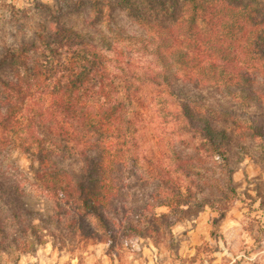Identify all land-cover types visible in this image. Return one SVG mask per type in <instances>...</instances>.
I'll use <instances>...</instances> for the list:
<instances>
[{
    "label": "trees",
    "instance_id": "obj_1",
    "mask_svg": "<svg viewBox=\"0 0 264 264\" xmlns=\"http://www.w3.org/2000/svg\"><path fill=\"white\" fill-rule=\"evenodd\" d=\"M121 2L116 6L148 33L150 54L160 69L139 75L114 63L92 35L57 19L49 26L39 23L29 51L6 49L0 59V146L12 144L29 157L35 188L56 210L47 220L50 226L69 228L85 240L95 235L84 222L87 217L107 232L105 213L123 191L122 173L140 176L139 156L131 152L142 114L153 103L192 136L196 156L172 151V169L144 158L155 172L157 190L137 209L140 219L151 225L164 219L149 216L152 202L174 208L195 200L192 189L181 185L183 178L194 184L192 176L199 175L194 169L204 159L227 161L232 136L216 125L218 119L176 93V82L222 92L245 108L264 106V0H147L146 15L130 0ZM80 4H58L55 12L59 16ZM89 4L99 11L92 0ZM143 87L155 88V101L145 97ZM228 125L232 131L244 128L237 120ZM244 129L264 137L259 127ZM6 174L0 171V256H31L41 243L31 213L21 209L31 191ZM225 191L235 192L229 175L219 189Z\"/></svg>",
    "mask_w": 264,
    "mask_h": 264
},
{
    "label": "rangeland",
    "instance_id": "obj_2",
    "mask_svg": "<svg viewBox=\"0 0 264 264\" xmlns=\"http://www.w3.org/2000/svg\"><path fill=\"white\" fill-rule=\"evenodd\" d=\"M130 1L146 15L147 0ZM68 2L79 0H0V59L6 49L29 51L28 46L37 41L39 23L49 26L57 19L66 27L92 35L114 63L129 66L139 75L160 69L150 54L148 33L116 6L121 0H92L99 11L91 9L90 0H81L79 8L57 16L58 4ZM104 2L111 3V8H106ZM39 4L51 7L53 12L46 14ZM142 90L147 99L153 100L155 88ZM174 91L180 92L193 109L218 119L216 125L225 127L232 136L226 146L227 161L204 159L206 163L194 169L199 173L192 176L194 184L183 178L181 185L192 189L195 200L174 208L152 202L149 216L157 219L165 215L156 225L136 214L157 190L155 172L145 157L172 169L174 163L168 159L172 151L196 156L192 136L182 132L172 116L155 103L142 114L137 148L131 152L139 156L136 170L140 176L135 178L127 170L122 173L123 191L105 213L107 232L94 219L84 220L95 234L90 240L73 236L69 228L55 223L50 226L47 220L56 210L53 201L35 188L29 157L12 144H2L0 171L31 191L21 209L31 213L30 223L37 227L41 243L31 256L19 257L13 252L1 255V264H264V137L244 129L259 127L264 135V106L252 104L245 108L241 101L227 98L222 92L196 90L177 82ZM223 119L229 120L222 123ZM232 120L244 128L232 131L228 125ZM226 175L232 179L234 194L219 192ZM201 201L210 202L216 209Z\"/></svg>",
    "mask_w": 264,
    "mask_h": 264
}]
</instances>
